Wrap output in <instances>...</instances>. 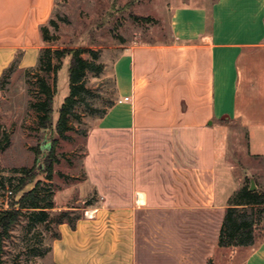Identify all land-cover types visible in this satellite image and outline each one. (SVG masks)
<instances>
[{
  "label": "crops",
  "instance_id": "obj_1",
  "mask_svg": "<svg viewBox=\"0 0 264 264\" xmlns=\"http://www.w3.org/2000/svg\"><path fill=\"white\" fill-rule=\"evenodd\" d=\"M58 1L0 0V80L19 56L20 70L38 65ZM170 3L167 40L119 47L117 100L87 139L99 197L75 228L59 226L49 264H208L219 248L241 188L219 170L220 123L264 137V0ZM245 264H264V240Z\"/></svg>",
  "mask_w": 264,
  "mask_h": 264
},
{
  "label": "rangeland",
  "instance_id": "obj_2",
  "mask_svg": "<svg viewBox=\"0 0 264 264\" xmlns=\"http://www.w3.org/2000/svg\"><path fill=\"white\" fill-rule=\"evenodd\" d=\"M170 0H59L53 19L56 25L48 23L51 40L47 47L53 49L80 48L83 57L93 61L91 49L100 52L98 63L104 65L100 75L88 73L86 85L90 93H85V104L77 106V116L69 119V130L61 137L55 131L60 109L70 95L69 67L71 57L64 58L58 71L57 92L54 101V130L45 132L39 125L38 114L30 107L42 95L36 82L42 71L30 72L16 69L8 78L5 89L0 94V122L12 132V145L2 153L0 166L3 175L15 176L16 169L35 167L38 179L45 180L42 170L46 168L44 156L54 149L59 161L54 166L53 187L56 189V208L72 209L84 214L90 208L89 201L95 203L99 194L91 190L85 181V155L87 139L95 123L109 106L117 100L114 63L121 45L157 43L165 41L171 34ZM54 86V73L46 75ZM223 135L218 140L221 153L219 170L224 171V161L231 169L232 190L247 182L264 191V159L249 153V142L253 150L264 149V137L250 139L246 129L235 121L220 123ZM54 145V146H53ZM38 155V157H37ZM37 157V158H36ZM248 180V181H247ZM29 187H32L29 186ZM240 189V188H239ZM10 201V195L0 191V205ZM25 221L18 225L13 237L6 242V264H49V258L31 257L25 248L23 237ZM257 240L264 237V222ZM43 246H50L51 234H44ZM34 242H37L36 240ZM249 248H218L208 264H245ZM211 262V263H210Z\"/></svg>",
  "mask_w": 264,
  "mask_h": 264
},
{
  "label": "trees",
  "instance_id": "obj_3",
  "mask_svg": "<svg viewBox=\"0 0 264 264\" xmlns=\"http://www.w3.org/2000/svg\"><path fill=\"white\" fill-rule=\"evenodd\" d=\"M50 23L56 25L54 19ZM42 32L44 40L50 41L48 25L42 27ZM84 52L80 48L53 49L46 47L41 51L38 65L25 70L30 72L36 69L46 75L54 73V86L49 82L46 75L38 78L36 85L42 99L37 102H30V107L37 112L39 125L45 132L54 130L57 74L62 68L64 58L71 57L69 67L70 95L62 104L55 128L61 137H64L70 128V117L77 116L75 112L77 106L85 104V93L91 92L86 85L88 73L100 75L103 72L104 65L97 62L101 57L100 52L94 49L89 51L93 61L84 58ZM20 59L19 56L5 69L0 80V94L5 89L6 82L14 70L19 69ZM114 104L112 103L109 108ZM107 112L106 109L100 116H104ZM11 145L12 132L0 122V157ZM44 158L46 168L42 170V173L45 174V180L38 179L35 167L16 169V173L20 175L7 176L3 175V169L0 166V191L3 190L6 194L8 191H12L8 206L0 205V264H6V242L13 237L15 228L22 222L25 221L23 240L27 253L31 257L43 258L51 251V246H43L44 234L50 233L52 241L60 239L62 235L59 226L68 223L75 228L83 216V214L72 209L60 210L56 214L52 213V210L56 208V189L53 187L52 181L55 172L54 166L59 159L54 156V149ZM31 185L32 187H29ZM251 187L252 185L247 182L230 198L220 230L219 248L243 247L251 250L258 244L257 235L262 230L261 224L264 222V191L258 188L253 190ZM88 204L92 205L93 203L89 201ZM35 240L37 242H34Z\"/></svg>",
  "mask_w": 264,
  "mask_h": 264
},
{
  "label": "built area",
  "instance_id": "obj_4",
  "mask_svg": "<svg viewBox=\"0 0 264 264\" xmlns=\"http://www.w3.org/2000/svg\"><path fill=\"white\" fill-rule=\"evenodd\" d=\"M127 100H129L128 97L125 98V101H127ZM120 102H122V101L120 100ZM8 194L11 195V194H12V191H8ZM87 213H88V212H86V214H87Z\"/></svg>",
  "mask_w": 264,
  "mask_h": 264
},
{
  "label": "water",
  "instance_id": "obj_5",
  "mask_svg": "<svg viewBox=\"0 0 264 264\" xmlns=\"http://www.w3.org/2000/svg\"><path fill=\"white\" fill-rule=\"evenodd\" d=\"M251 189H253V190L256 189V185L253 184L252 187H251Z\"/></svg>",
  "mask_w": 264,
  "mask_h": 264
}]
</instances>
